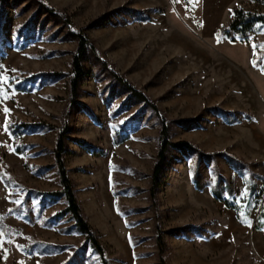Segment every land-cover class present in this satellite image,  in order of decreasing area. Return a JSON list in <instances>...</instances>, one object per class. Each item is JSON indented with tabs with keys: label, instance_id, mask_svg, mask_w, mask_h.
Here are the masks:
<instances>
[{
	"label": "rangeland",
	"instance_id": "1",
	"mask_svg": "<svg viewBox=\"0 0 264 264\" xmlns=\"http://www.w3.org/2000/svg\"><path fill=\"white\" fill-rule=\"evenodd\" d=\"M40 1L69 22L46 17L36 0H6L5 19L0 16V171L41 192L60 189L52 166L57 129L25 134L18 142L27 150L18 154L8 126L61 125L76 49L73 32L83 31L167 118L197 119L195 127L176 125L174 141H190L206 153L226 152L239 165L236 169L222 154L205 158L176 150L157 193V220L149 190L159 122L88 56L78 98L86 108L72 114L70 123L72 137L85 140L96 153L70 141L66 165L110 263L161 264L159 221L168 247L166 264H264V24L245 38L216 35L232 20L234 9L264 12V0H228L225 6L227 0H221L213 8L212 0ZM41 73L53 75L42 78ZM21 81L32 89L17 90L15 83ZM219 108L239 117L249 114L252 120L227 124L216 114ZM115 133L127 138L116 144ZM196 173L205 185L202 191L193 183ZM210 185L237 208L215 199ZM65 207L63 198L41 204L40 198L25 196L22 187L8 186L0 177V218L20 231L9 237L0 233V264H37L40 259L45 264H102L69 216L50 227L42 224ZM26 211L33 222L23 218ZM172 229H178L176 234ZM28 235L55 253L28 256L18 247Z\"/></svg>",
	"mask_w": 264,
	"mask_h": 264
},
{
	"label": "trees",
	"instance_id": "2",
	"mask_svg": "<svg viewBox=\"0 0 264 264\" xmlns=\"http://www.w3.org/2000/svg\"><path fill=\"white\" fill-rule=\"evenodd\" d=\"M6 0H1V9L0 16L1 20L5 19L6 11ZM36 3L39 6L45 8L46 17H51L57 22L66 24L69 22V18L62 12L49 7L47 4L42 3L40 0H36ZM41 4V5H40ZM40 8V7H39ZM41 8V9H44ZM146 18H142L145 20ZM264 24V12H260L253 9L237 8L233 10L232 20L221 26L217 31V37L219 39H235L237 36L240 38H245L249 33L255 32L257 28ZM0 34L2 31L0 30ZM73 37L76 42V49L72 53V63L71 71L69 72L68 85H69V95L67 99L66 107L64 108L63 115L61 117V125L59 127L52 125L44 121H38L37 123H22L20 125L11 124L8 126L11 134L15 138V151L18 154H25L27 150L26 145L20 144L19 139L30 132H35L40 129H57V138L55 147L53 149L54 162L53 167L56 168L59 175L60 189L53 190L50 192H41L37 189L28 188L21 183L17 182L13 177H9L3 172L0 171V177L8 186L22 187L25 190V196L33 195L37 198H40L41 204L45 202H56L57 200L63 198L66 203V207L54 214L50 219L43 220L42 224L44 226H52L53 224L58 223L61 219L66 216H69L74 222V227L85 236V241L88 242L93 250L97 252L100 256L102 264H111L107 255L105 246L100 240L99 233L94 229V227L89 223L87 217L81 207L80 200L78 198L77 189L75 181L69 175V169L66 165V154L69 152L68 143L70 141H76L78 144L82 145L85 149L96 153L94 146L89 145L85 140L77 139L71 135V123L70 116L72 114H77L81 109L86 108L85 105L80 106L78 98L82 90V84L84 75L86 73L85 62L90 56L94 64L98 65L102 71L107 75L109 80L114 84V86H120L125 90L130 98H135L143 106L149 108L156 116L159 125L160 132L158 137V151L155 157V163L153 167V172L151 174V185H150V196L153 200V205L157 213L156 219L160 220V210L157 202V193L160 188L162 177L165 170L171 168L173 163L174 153L176 150L185 151L189 150L195 152L200 156L205 158L215 157L217 154H222L228 158V161L235 166L236 169L239 166L237 160L234 156L227 154L226 152H214L206 153L199 146L187 140H173L174 129L176 125H189L195 127L197 119H189L183 121H175L166 117L164 111L158 106L155 100L151 99L143 90L137 88L129 80L123 78L119 72H117L110 63L102 57L99 50L97 49L95 43L91 37L83 31L73 32ZM42 78H48L53 74H43L41 73ZM58 76H62V73H58ZM56 76V75H55ZM37 79V75L31 80ZM41 79V85L43 83ZM15 88L20 91H29L32 89V86L26 84V82H17L15 83ZM1 92V89H0ZM216 114L224 116L225 122L227 124L239 123L243 119L252 120V116L249 114H244L243 117H239L237 114L224 109H216ZM127 137L121 135L120 133L114 134V142L120 144ZM248 166L247 164H244ZM240 168V167H239ZM239 174H243L241 168L239 169ZM245 183L247 184V179L244 176ZM193 183L198 190H203L205 185L201 183L199 175L196 173L193 176ZM210 192L215 199L223 201L230 208H237L236 205L231 202L228 198H225L222 194L221 189L216 185H210ZM252 191L255 190L251 188ZM18 212L23 211L21 207L15 209ZM28 222H33L32 217L26 211L23 217ZM156 243L158 246V256L161 264H166V256L168 252V247L165 242L164 233L161 230L160 222H156ZM178 229H172L169 231L171 234H176ZM0 233L9 237L11 234H20V231L14 229L12 226L7 224L2 218H0ZM28 241L23 246L18 244L19 249L26 253L28 256H34L35 254L40 257L48 254L55 253L54 250L48 248V243L35 239L33 236L28 235ZM58 247L59 250H64V246L54 245ZM37 264H45L43 260H39Z\"/></svg>",
	"mask_w": 264,
	"mask_h": 264
},
{
	"label": "snow or ice",
	"instance_id": "3",
	"mask_svg": "<svg viewBox=\"0 0 264 264\" xmlns=\"http://www.w3.org/2000/svg\"><path fill=\"white\" fill-rule=\"evenodd\" d=\"M173 2L176 3V2H179V0H173ZM188 2L191 3L192 0H188ZM197 2H198V0H197ZM230 11H231V10H230ZM201 26H202V25H201ZM218 42H219V41H218ZM254 47H255V46H254ZM262 47H264V46H262ZM253 63H254V66H255V62H253ZM13 71H15V70H13ZM3 82H4L3 80H0V84H3ZM7 111H8V109H5V112H7ZM5 130H7V125L5 126ZM245 191H246V190H245ZM244 194H245V193H242V194H241V199H243ZM249 226H251V225L249 224ZM130 239H131V238H130Z\"/></svg>",
	"mask_w": 264,
	"mask_h": 264
},
{
	"label": "crops",
	"instance_id": "4",
	"mask_svg": "<svg viewBox=\"0 0 264 264\" xmlns=\"http://www.w3.org/2000/svg\"><path fill=\"white\" fill-rule=\"evenodd\" d=\"M213 1H215L213 4H212V8L217 4V3H219V1H221V0H212V2ZM211 2V1H210ZM227 2H228V0L227 1H225L224 3H223V6H225L226 4H227ZM214 10V9H213ZM209 191H210V188H209ZM211 193V192H210ZM262 218L264 219V215H262ZM262 226V225H261Z\"/></svg>",
	"mask_w": 264,
	"mask_h": 264
}]
</instances>
